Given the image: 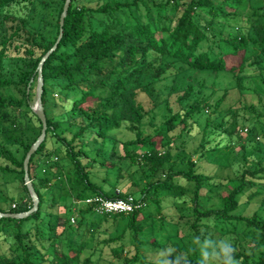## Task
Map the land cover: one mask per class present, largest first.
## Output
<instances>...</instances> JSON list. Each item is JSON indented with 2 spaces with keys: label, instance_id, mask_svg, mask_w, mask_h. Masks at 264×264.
Instances as JSON below:
<instances>
[{
  "label": "trees",
  "instance_id": "trees-1",
  "mask_svg": "<svg viewBox=\"0 0 264 264\" xmlns=\"http://www.w3.org/2000/svg\"><path fill=\"white\" fill-rule=\"evenodd\" d=\"M66 1L0 0L3 213L34 206L24 160L43 127L39 65L62 30L43 61L47 131L29 162L39 205L0 217V264H201L206 240L264 264V0H70L62 23ZM169 77L146 108L139 96ZM123 179L140 207L85 201L126 198Z\"/></svg>",
  "mask_w": 264,
  "mask_h": 264
},
{
  "label": "rangeland",
  "instance_id": "rangeland-1",
  "mask_svg": "<svg viewBox=\"0 0 264 264\" xmlns=\"http://www.w3.org/2000/svg\"><path fill=\"white\" fill-rule=\"evenodd\" d=\"M226 82L225 79H221L220 80V84L221 85H224ZM171 83H172V78L169 77L167 80L159 83L156 88L154 89V91L152 92V96H149V95H146V94H142L139 96V101L142 102L144 104V106L146 108H149L153 105V99H157V100H162L165 96H166V93L169 91L170 89V86H171ZM37 104V100H35L34 102V107L36 106ZM244 122V117H242L240 119V123L243 124ZM134 133L132 131H129V130H123L122 132L118 133V136L121 138V139H127V138H131L133 137ZM243 136H246L245 134H243ZM119 151H122V147L121 145H119ZM232 152H228V154H222V153H219L218 155H216L215 157H213L214 159L216 160H219V161H227L226 159L230 158L232 156ZM195 159L197 157H194ZM202 164L205 166V169L208 171V172H212V171H215V166L212 165V164H209V163H205V162H202ZM223 173H227L228 172V168L226 169H222ZM119 188V189H118ZM121 190L122 192H127L129 196H132L131 194L138 190L139 188L138 187H135L134 185H131L130 184V180L128 179H123L122 182H121V185H116L115 186V190ZM203 194H205V196H211L213 193L212 192H209L207 191V189H203ZM63 198V197H62ZM216 204L218 203V199L217 198H212L211 200L209 199V201H206V205H211V204ZM77 206H74V208H76ZM257 208V205L255 202H252L251 204L247 205L245 208L244 206L240 208V210L244 213V214H247V215H251L254 210ZM60 211L63 212L64 211V207L61 206L60 207ZM150 213L152 214H156V209L155 207H153V205L150 207ZM173 214V211L172 209H169V208H165L163 209V211L161 213H158L157 214V218L159 219L161 216H163L164 214ZM76 221V220H75ZM73 218L71 220V223H73ZM145 224L146 221H145ZM159 226V223L157 224V227ZM215 264L218 263V261H215Z\"/></svg>",
  "mask_w": 264,
  "mask_h": 264
},
{
  "label": "water",
  "instance_id": "water-1",
  "mask_svg": "<svg viewBox=\"0 0 264 264\" xmlns=\"http://www.w3.org/2000/svg\"><path fill=\"white\" fill-rule=\"evenodd\" d=\"M69 4H70V0H67L66 4L64 6L63 14H62V19H61L62 23H63L64 17L67 14V11H68V8H69ZM61 36H62V30H61V33H60V35L58 37L57 42L54 44V46L51 48V50L49 52H47V54L45 55V57L43 58V60L41 61L40 65H39V81H38V88H37V104L34 107V110L39 115V117L41 118L43 127H42V132H41L40 136L38 137L36 142L32 145V147L29 149V151H28V153H27V155L25 157V160H24L25 182H26V184H27V186L29 188V191L31 193L32 199L34 201V206L29 211L23 212V213H15V212L14 213H12V212L3 213V212H0V217H2V216H6V217L10 216V217H18L19 218V217H23V216H27V215L31 214L33 211L37 210V208H38L39 198H38V195H37L36 190L34 188V185H33L32 181L30 179L29 162H30V159H31L32 155L36 151L37 147L44 140V138L46 136V131H47L46 115H45L44 108H43V105H42V93H43L42 65H43V61L50 55V53L52 51H54L57 48L58 43H59V41L61 39Z\"/></svg>",
  "mask_w": 264,
  "mask_h": 264
},
{
  "label": "clouds",
  "instance_id": "clouds-1",
  "mask_svg": "<svg viewBox=\"0 0 264 264\" xmlns=\"http://www.w3.org/2000/svg\"><path fill=\"white\" fill-rule=\"evenodd\" d=\"M203 259L201 264H210L211 261H219L220 264H239L234 258L235 248L227 240H206L201 245Z\"/></svg>",
  "mask_w": 264,
  "mask_h": 264
},
{
  "label": "built area",
  "instance_id": "built-area-1",
  "mask_svg": "<svg viewBox=\"0 0 264 264\" xmlns=\"http://www.w3.org/2000/svg\"><path fill=\"white\" fill-rule=\"evenodd\" d=\"M87 203H94L99 213H129L141 206L136 203L133 196L126 198H105L103 196H91L85 200ZM74 221V219H73Z\"/></svg>",
  "mask_w": 264,
  "mask_h": 264
}]
</instances>
